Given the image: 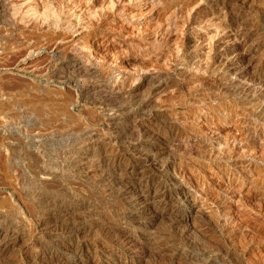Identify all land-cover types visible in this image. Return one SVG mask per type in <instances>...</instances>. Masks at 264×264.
I'll return each instance as SVG.
<instances>
[{"label": "rangeland", "instance_id": "374dc122", "mask_svg": "<svg viewBox=\"0 0 264 264\" xmlns=\"http://www.w3.org/2000/svg\"><path fill=\"white\" fill-rule=\"evenodd\" d=\"M33 1L0 0V264H264V0Z\"/></svg>", "mask_w": 264, "mask_h": 264}, {"label": "bare ground", "instance_id": "6f19581e", "mask_svg": "<svg viewBox=\"0 0 264 264\" xmlns=\"http://www.w3.org/2000/svg\"><path fill=\"white\" fill-rule=\"evenodd\" d=\"M218 2V1H217ZM217 2H216V4H217ZM221 2V1H220ZM219 2V3H220ZM52 2H50V6H51V8H53L54 9V12H56V13H61V12H63L65 9H67V7L69 6V5H67V4H55L54 2V5H53V3L51 4ZM67 3V2H66ZM222 3V2H221ZM6 4V3H5ZM9 6V5H8ZM47 6H49V4L48 3H39L38 1H36V0H34L33 2H30V3H28L27 4V6H26V8L29 10V11H32V12H34V13H38V12H41V13H44L46 10H47ZM49 6V7H50ZM231 6V5H230ZM12 8V7H11ZM50 9V8H49ZM48 9V10H49ZM69 9V8H68ZM229 9V8H228ZM52 10V9H51ZM230 10H231V8H230ZM226 12V11H225ZM230 12V11H229ZM40 13V14H41ZM55 13V14H56ZM73 14V13H72ZM75 14V13H74ZM73 14V15H74ZM58 15V14H57ZM71 15V14H70ZM217 15V14H216ZM224 16H225V14H224ZM223 16V17H224ZM237 16V15H236ZM74 17V19L76 18V17H78V16H76V15H74L73 16ZM78 19V18H77ZM235 21H237V20H235ZM216 22V21H215ZM72 22H68L67 24H68V27H71V25L72 24H74V23H77V20H76V22H74V23H72ZM232 24V23H231ZM218 26V25H217ZM222 29V28H221ZM237 33V32H236ZM239 33V32H238ZM241 34V33H240ZM234 35V34H233ZM232 35V36H233ZM236 35V34H235ZM239 35V34H238ZM243 35V34H242ZM248 36V35H247ZM230 37H231V35H230ZM236 37H238V36H236ZM244 37V36H243ZM243 37H241V38H243ZM240 38V37H239ZM237 39V38H236ZM233 40V39H232ZM242 40V39H241ZM237 45V44H236ZM235 45V46H236ZM230 46V45H229ZM234 46V45H233ZM234 46V47H235ZM231 47V46H230ZM237 47V46H236ZM226 48V47H225ZM233 48V47H232ZM238 48V47H237ZM241 48V47H240ZM229 49V48H228ZM234 49V48H233ZM236 50V49H235ZM242 50V49H241ZM244 50V49H243ZM232 51V50H231ZM239 52V51H238ZM237 51H236V53H238ZM228 53V52H227ZM241 53H243V51L241 52ZM229 54V53H228ZM240 54V53H239ZM225 55V54H224ZM227 55V54H226ZM236 55V54H235ZM238 55V54H237ZM245 55V54H244ZM234 57V56H233ZM232 57V58H233ZM224 58V57H223ZM222 58V59H223ZM230 58V57H229ZM241 57H239V59H240ZM226 59V58H225ZM238 59V60H239ZM227 60H228V58H227ZM230 60V59H229ZM229 60H228V62H229ZM232 61V60H231ZM222 62H226V61H222ZM233 62V61H232ZM230 63V62H229ZM235 63V62H234ZM224 64V63H223ZM237 64V63H236ZM244 64V63H243ZM234 65V64H233ZM238 66V65H237ZM241 66H242V63H241ZM71 67H73V71H74V73H77L78 75H81V73L83 74V72H89L90 70L89 69H84V67L82 66V65H79L78 63H74ZM244 67V66H243ZM67 68V67H66ZM231 68V67H230ZM71 69V68H70ZM239 69H241V68H239ZM235 70H237V69H235ZM61 71V70H60ZM232 71V70H231ZM234 71V70H233ZM235 72H237V71H235ZM234 72V73H235ZM62 74V73H61ZM86 74H88V73H86ZM245 74V73H244ZM76 75V74H75ZM82 76V75H81ZM81 76H78V77H81ZM87 76V75H86ZM261 76V75H260ZM85 77V76H84ZM77 78V77H76ZM82 78V77H81ZM83 79V78H82ZM253 79V78H252ZM251 79V80H252ZM260 80H263V79H261V78H259ZM77 80H79V79H77ZM158 81V80H157ZM253 81V80H252ZM259 81V80H258ZM258 81H256V83L258 82ZM88 82H91V81H88ZM120 82V81H119ZM119 82H118V80H115L114 79V84H113V87L112 88H114V89H116V90H118V94H120V89H121V86H120V84H119ZM251 82V81H250ZM254 82V81H253ZM260 82V81H259ZM262 82H264V81H262ZM159 83V82H158ZM259 84V83H258ZM264 84V83H263ZM157 85V84H156ZM155 85V86H156ZM163 85V84H162ZM165 85V84H164ZM261 85V84H260ZM253 86V85H252ZM263 86V85H262ZM81 89L82 90H84V89H86L87 91H89V90H92V89H94L95 87H96V85L94 84V83H90V84H87V82H82L81 83ZM152 87V86H151ZM255 87V86H254ZM261 87V86H260ZM157 88V87H156ZM252 88V87H251ZM262 89H263V87H261ZM260 89V88H259ZM259 89H258V91H259ZM257 91V92H258ZM157 92V91H156ZM87 93V92H86ZM89 93V92H88ZM254 93H256V92H254ZM264 94V89L262 90V91H260V93L259 94H257L258 95V97L259 96H261V95H263ZM153 96V95H152ZM264 97V96H263ZM149 99V98H148ZM262 99H264V98H262ZM260 100H261V98H260ZM258 101V100H257ZM263 101V100H262ZM259 103V102H258ZM264 104V103H263ZM261 105V104H260ZM264 107V106H263ZM264 109V108H263ZM141 119V118H140ZM152 130V129H151ZM150 130V131H151ZM173 131V130H172ZM115 132H116V130H115ZM144 132V131H143ZM171 132V131H170ZM174 132H175V130H174ZM177 132V131H176ZM180 132V131H179ZM141 133V132H140ZM143 135H145V134H143ZM147 136H148V134H146ZM149 135H151V134H149ZM155 135V134H154ZM170 135V134H169ZM174 135H175V133H174ZM112 136V135H111ZM114 137V136H113ZM118 137V136H117ZM153 137V136H152ZM164 137V136H163ZM181 137V136H180ZM83 138H87L88 139V142H92V143H94L95 141H96V138H95V136L92 134V133H90V132H88V131H86V133H85V135L83 136ZM154 138V140L155 139H157V136H156V138L155 137H153ZM175 138H176V136H175ZM82 139V138H81ZM80 139V140H81ZM112 139V138H111ZM165 139V138H164ZM180 139V138H179ZM79 140V141H80ZM83 140V139H82ZM113 140V139H112ZM114 140H115V138H114ZM113 140V141H114ZM174 140V139H173ZM184 140V139H183ZM118 141V140H117ZM120 141V140H119ZM124 141V140H123ZM169 141V140H168ZM167 141V142H168ZM185 141V140H184ZM85 142H87V141H85ZM84 142V143H85ZM112 142V141H111ZM166 142V141H165ZM114 142H112L111 144H113ZM171 143H173L172 141H171ZM80 144V143H79ZM109 144V143H108ZM155 144V143H154ZM164 144V143H163ZM166 144V143H165ZM164 144V145H165ZM170 144V143H169ZM175 144V143H174ZM163 145V146H164ZM173 145V144H172ZM183 145H185V144H183ZM187 145V144H186ZM182 146V145H181ZM77 147V146H76ZM112 147V146H111ZM176 147H179V146H176ZM79 149H80V147H78ZM147 148V147H146ZM184 148V147H183ZM111 149V148H110ZM178 149V148H177ZM148 150H149V148H148ZM160 150V149H159ZM139 151V150H138ZM140 151H143V150H140ZM76 152V151H75ZM83 152V151H82ZM106 152V151H105ZM147 152V151H146ZM150 152H152V151H150ZM71 153V152H70ZM69 152H68V154H70ZM73 154H75V153H73ZM72 153H71V160L73 159V157H72V155H73ZM85 154V153H84ZM79 155V154H78ZM85 155H87L88 156V154H85ZM115 155V154H114ZM143 155V154H142ZM145 155V154H144ZM70 156V155H69ZM74 156V155H73ZM82 156H84V155H82ZM91 156H93V155H91ZM123 156V155H122ZM136 156V155H135ZM75 157V156H74ZM79 157V156H78ZM93 157H95V156H93ZM138 157H140V155L138 156ZM143 157V156H142ZM141 157V158H142ZM145 157V156H144ZM146 157H147V155H146ZM70 158V157H69ZM75 158H77V157H75ZM84 158L87 160L88 158H86V156H84ZM90 158V157H89ZM108 158V157H107ZM115 158H117V157H115ZM78 159V158H77ZM79 159H80V157H79ZM92 159H94V158H92ZM95 159H96V157H95ZM100 159V158H99ZM109 159V158H108ZM118 159V158H117ZM139 159V158H138ZM75 160V159H74ZM81 160V163L83 162L82 161V159H80ZM84 160V159H83ZM90 160V159H89ZM144 160V159H143ZM78 161V160H77ZM94 161V160H93ZM96 161V160H95ZM98 161V160H97ZM101 161V160H100ZM103 161V160H102ZM123 161V160H122ZM121 161V162H122ZM138 161V160H137ZM71 162V161H70ZM74 162V161H73ZM84 162H86V161H84ZM99 162V161H98ZM116 162V161H115ZM124 162V161H123ZM135 162V161H134ZM144 162H145V160H144ZM149 162V161H148ZM148 162H146V163H148ZM60 163V162H59ZM69 163V162H68ZM77 163H79L80 164V162H77ZM89 163V162H88ZM104 163V162H103ZM108 163V162H107ZM116 163H118V162H116ZM133 163V162H132ZM143 163V162H142ZM90 164V163H89ZM88 164V165H89ZM111 164V163H110ZM123 164V163H122ZM150 164V163H149ZM86 165H87V163H86ZM113 165V164H112ZM138 165H139V163H138ZM141 165V164H140ZM144 165H145V163H144ZM82 166H84V165H82ZM81 166V167H82ZM91 166V165H90ZM89 166V168H91ZM94 166V165H93ZM99 166H100V164H99ZM120 166V165H119ZM123 166H125V165H123ZM131 166H133V165H131ZM101 167H104L103 165L101 166ZM126 167V166H125ZM142 167V166H141ZM41 168V167H40ZM84 168V167H83ZM109 168V167H108ZM113 168V167H112ZM111 168V169H112ZM115 168V167H114ZM117 168V167H116ZM42 169H44V168H42ZM41 169V171H43ZM47 169V168H46ZM46 169H44V171H43V173L44 174H46V175H50L51 174V170L50 171H48V170H46ZM65 169V168H64ZM92 169V168H91ZM110 169V170H111ZM124 169V168H123ZM122 169V170H123ZM87 170V169H86ZM99 170V169H98ZM109 170V171H110ZM135 170V169H134ZM84 171H85V169H84ZM96 171V170H95ZM108 171V172H109ZM136 171V170H135ZM87 172V171H86ZM101 172H102V170H101ZM128 172V171H127ZM138 172V171H137ZM145 172V171H144ZM99 173V172H98ZM117 173H119V172H117ZM116 173V174H117ZM93 174H94V172H93ZM145 174V173H144ZM43 175V174H42ZM101 175H102V173H101ZM105 175V174H104ZM122 175V174H121ZM38 176V175H37ZM99 176V175H98ZM106 176V175H105ZM113 176V175H112ZM109 177V176H108ZM117 177V176H116ZM110 178V177H109ZM108 178V179H109ZM113 178V177H112ZM125 178V177H124ZM127 178H128V176H127ZM139 178V177H138ZM147 178V177H146ZM107 179V180H108ZM114 179V178H113ZM112 180V179H111ZM133 180V179H132ZM144 180V179H143ZM119 181V180H118ZM38 182V181H37ZM36 182V183H37ZM57 182V181H56ZM55 182V183H56ZM97 182V181H96ZM102 182V181H101ZM108 182H109V180H108ZM116 182V181H115ZM53 183H54V181H53ZM121 183H122V181H121ZM130 183V182H129ZM147 183V182H146ZM152 183V182H151ZM109 184V183H108ZM122 184H125V182L124 183H122ZM135 184V183H134ZM155 184H157V183H155ZM52 185V184H51ZM58 185V184H57ZM94 185H95V182H94ZM97 185V184H96ZM110 185V184H109ZM114 185V184H113ZM59 186V185H58ZM118 186V185H117ZM120 186H121V184H120ZM123 186V185H122ZM121 186V187H122ZM132 186V185H131ZM137 186V185H136ZM147 186V185H146ZM57 187V186H56ZM114 187V186H113ZM144 187V186H143ZM101 188H104V187H101ZM105 188H106V186H105ZM118 188H120V187H118ZM124 188V187H123ZM129 188V187H128ZM153 188H154V186H153ZM63 189V188H62ZM116 189V188H115ZM135 189V188H134ZM138 189V188H137ZM144 189V188H143ZM158 189H159V186H158ZM112 190H114V189H112ZM154 190V189H153ZM59 191V190H58ZM64 191V190H63ZM108 191H110V189L108 190ZM117 191V190H116ZM129 190H127V189H125V192H128ZM161 191V190H160ZM69 192V191H68ZM97 192V191H96ZM133 192V191H132ZM156 192V191H155ZM155 192L153 191V194H155ZM141 193V192H140ZM117 194H119V193H117ZM135 194H137V193H135ZM66 195V194H65ZM70 195V194H69ZM138 195V194H137ZM45 196V195H44ZM43 196V197H44ZM130 196H131V194H130ZM37 197V196H36ZM35 197V198H36ZM77 197V196H76ZM162 197V196H161ZM38 198H39V196H38ZM42 198V197H41ZM55 198V197H54ZM74 198V197H73ZM119 198V197H118ZM131 198V197H130ZM129 198V199H130ZM153 198V197H152ZM40 199V198H39ZM39 199H37V200H39ZM44 199V198H43ZM43 199H41L42 201H44ZM120 199V198H119ZM127 199V198H126ZM157 199V198H156ZM163 199V198H162ZM166 199V198H165ZM75 200V199H74ZM77 200V199H76ZM143 200V199H142ZM142 200H140V201H142ZM146 200V199H145ZM150 200V199H149ZM40 201V200H39ZM45 201H46V199H45ZM80 201V200H79ZM121 201V200H120ZM125 201V200H124ZM48 202H49V200H48ZM74 202V201H73ZM131 202V201H130ZM133 202V201H132ZM79 203V202H78ZM58 204H61L60 202L58 203ZM82 204H84L83 202H82ZM137 204V203H136ZM149 204V203H148ZM54 205V204H53ZM65 205V204H64ZM69 205V204H68ZM58 206H60V205H58ZM58 206H56V208L58 209ZM55 207V206H54ZM150 207V206H149ZM17 208V207H16ZM61 208H64V207H61ZM67 208V207H66ZM77 209V208H76ZM63 210V209H62ZM75 210V209H74ZM80 210V209H79ZM89 211H91L90 209H88ZM61 211V210H60ZM64 211V210H63ZM69 211H71V210H69ZM72 211H73V209H72ZM76 211V210H75ZM93 211V210H92ZM4 212V211H3ZM53 212V211H52ZM67 212H68V209H67ZM77 212V211H76ZM75 212V213H76ZM78 212H80V211H78ZM6 213V212H5ZM4 213V214H5ZM56 213V212H55ZM70 212H68V214H69ZM83 213V212H82ZM92 213V212H91ZM94 213V212H93ZM154 213V212H153ZM4 214H1L0 213V255L1 254H4L5 252H7L9 249H11V248H13V246L15 245V243L17 242V240L19 239V235L17 234V232L16 231H14V230H10V229H7V228H4V226L2 225V222L4 221V219L2 218V216L4 215ZM19 214V213H18ZM60 214V213H59ZM66 214V213H65ZM81 214V213H80ZM80 214H77V215H80ZM89 214V213H88ZM49 215V214H48ZM55 215V214H54ZM58 215V214H57ZM90 215V214H89ZM15 216H17V215H15ZM81 216V215H80ZM5 217V216H4ZM51 217V216H50ZM86 217V216H85ZM7 218V217H6ZM9 218V217H8ZM67 218L69 219V217L67 216ZM55 219V218H54ZM58 219V218H57ZM62 219V218H61ZM72 219V218H71ZM70 219V220H71ZM78 219V218H77ZM76 219V220H77ZM96 219H98V218H96ZM42 220V219H41ZM50 220V219H49ZM64 220V219H63ZM62 220V221H63ZM83 220V219H82ZM17 221V220H16ZM19 221V220H18ZM61 221V222H62ZM75 221V220H74ZM45 222V221H44ZM71 222H72V220H71ZM76 222V221H75ZM80 222V221H79ZM5 223V222H4ZM66 223V222H65ZM78 223V222H77ZM19 224V223H18ZM57 224H61V223H57ZM71 224V223H70ZM17 225V223L15 224V226ZM38 225V224H37ZM45 225H46V223H45ZM54 225V224H53ZM56 225V224H55ZM75 225V224H74ZM19 226H21V225H19ZM19 226H17V227H19ZM62 226V225H61ZM64 226V225H63ZM73 226V225H72ZM77 226H79V225H77ZM81 226V225H80ZM99 226V225H98ZM14 227V226H13ZM22 227H24V226H22ZM21 227V228H22ZM66 227V226H65ZM12 228V227H11ZM54 228H55V226H54ZM59 228V227H58ZM61 228V227H60ZM67 228V227H66ZM73 228V227H72ZM100 228V227H99ZM16 229V228H15ZM71 229V228H70ZM80 229V228H79ZM83 229V228H82ZM114 229V228H113ZM18 230V229H17ZM23 230H24V228H23ZM60 230V229H59ZM58 230V231H59ZM63 230V229H62ZM22 231V230H21ZM20 232V231H19ZM60 232V231H59ZM73 232V231H72ZM82 232V231H81ZM108 232H109V229H108ZM107 232V233H108ZM117 232V231H116ZM61 233V232H60ZM71 233V232H70ZM117 233H119V232H117ZM117 233H116V235H117ZM122 233V232H121ZM21 234V233H20ZM23 234V233H22ZM68 234V233H67ZM24 235V234H23ZM22 235V236H23ZM57 235V234H56ZM78 235V234H77ZM74 236V235H73ZM80 236H81V234H80ZM84 236V235H83ZM119 236V235H118ZM117 236V237H118ZM62 237V236H61ZM113 237V236H112ZM111 237V238H112ZM116 237V238H117ZM129 237V236H128ZM73 238V237H72ZM76 238H77V236H76ZM82 238H84V237H82ZM102 238V237H101ZM106 238V237H105ZM124 238V237H123ZM131 238V237H130ZM129 238V239H130ZM128 239V238H127ZM103 240V239H102ZM113 240V239H112ZM122 240V239H121ZM132 240V239H131ZM130 240V241H131ZM117 241V240H116ZM126 241V240H125ZM128 241V240H127ZM99 242V241H98ZM134 242V241H133ZM79 243V242H78ZM100 243H101V241H100ZM121 243H123V242H121ZM131 243V242H130ZM81 244V243H80ZM91 244V243H90ZM116 244V243H115ZM77 245V244H76ZM87 246H89V245H87ZM86 246V247H87ZM97 246V245H96ZM101 246V245H100ZM109 246V245H108ZM122 246V245H121ZM126 246H127V244H126ZM134 246V245H133ZM136 246V245H135ZM78 247V246H77ZM124 247V246H123ZM140 247V246H139ZM139 247H138V249H139ZM46 248V247H45ZM69 248V247H68ZM67 248V249H68ZM97 248H99V247H97ZM105 248H107V247H105ZM78 249V248H77ZM80 249H81V247H80ZM126 249V248H125ZM133 249V248H132ZM41 250H42V248H41ZM40 250V251H41ZM64 250V249H63ZM93 250V249H92ZM98 250V249H97ZM48 251V250H47ZM74 251V250H73ZM78 251V250H77ZM81 251V250H80ZM84 251V250H83ZM133 251V250H132ZM76 252V251H75ZM120 252V251H119ZM124 252V251H123ZM93 253V252H92ZM116 253V252H115ZM43 253H41V255H42ZM71 254H73V253H71ZM86 254V253H85ZM118 254V253H117ZM140 254V253H139ZM138 254V255H139ZM37 255V254H36ZM45 255V254H44ZM98 255V254H97ZM120 255V254H119ZM136 255V254H135ZM73 256V255H72ZM140 256V255H139ZM31 257V256H30ZM43 257V256H42ZM78 257V256H77ZM115 257V256H114ZM38 258V257H37ZM118 258V257H117ZM24 259V258H23ZM22 259V261H24ZM29 259V258H28ZM45 259V258H44ZM88 259V258H87ZM30 260V259H29ZM42 260V259H41ZM56 260V259H55ZM54 260V261H55ZM33 261V260H32ZM38 261V260H37ZM83 261V260H82ZM34 262V261H33ZM58 262V261H57ZM131 262V261H130ZM31 263V262H30ZM30 263H28V264H30ZM39 263V262H38ZM9 264V263H8ZM32 264V263H31ZM35 264V263H34ZM43 264V263H42ZM65 264V263H64ZM74 264V263H73Z\"/></svg>", "mask_w": 264, "mask_h": 264}]
</instances>
